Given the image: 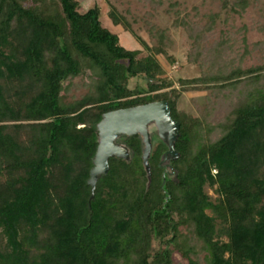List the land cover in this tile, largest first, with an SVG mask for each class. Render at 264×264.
<instances>
[{
    "label": "trees",
    "instance_id": "1",
    "mask_svg": "<svg viewBox=\"0 0 264 264\" xmlns=\"http://www.w3.org/2000/svg\"><path fill=\"white\" fill-rule=\"evenodd\" d=\"M139 1L153 47L108 12L142 46L128 50L98 5L82 13L80 0H0V264H181L176 254L188 264H264V64L244 69L247 51L236 58L230 38L210 43L219 14L198 24L176 12L187 61L201 69L180 83L210 92L199 115L178 110L181 91L158 59L174 60L170 31L154 23L164 0ZM250 4L237 0L232 12ZM137 78L147 87L131 88ZM160 101L180 124L174 174L160 167L161 139L149 179L142 137L124 136L130 159L111 158L92 193L103 115Z\"/></svg>",
    "mask_w": 264,
    "mask_h": 264
},
{
    "label": "rangeland",
    "instance_id": "2",
    "mask_svg": "<svg viewBox=\"0 0 264 264\" xmlns=\"http://www.w3.org/2000/svg\"><path fill=\"white\" fill-rule=\"evenodd\" d=\"M82 1V0H80ZM237 0H164L162 7L159 9L156 20L157 27L168 29L173 38V46L169 50V55L174 59L170 60L166 56H158L164 71L168 78L174 83V87L181 91V97L178 101V110L184 111L190 115H199V111L203 109L207 103V97L210 95L208 91H198L197 89L185 90L180 80L191 81L201 76V69L198 65H191L187 61L189 42L180 32L173 26L177 15L188 16L189 20L205 24L207 16L210 14H219L213 34L210 37V43H216L226 38H230L233 42V55L238 58L245 53L243 68L249 69L264 64V3L263 0L256 2L250 0L251 4L245 13L238 15L232 12L233 5ZM171 4H177L175 9H171ZM98 5L101 8L100 21L102 26L112 33L119 35L121 45L128 50H140L142 46L123 27L113 25L108 16V12L113 8L124 16L131 24L133 30L148 44L153 47L155 42L151 39L147 26L143 22V16L146 10L145 4L139 0H83L81 2L80 11L87 12L89 9ZM144 55L149 54L145 50ZM147 87V80L137 78L131 80V88L136 86ZM74 95L80 97L86 91L82 87V81L76 79L74 81ZM157 131L152 132L151 140L153 146L159 141ZM119 144H121L118 141ZM207 194L213 199L218 198L216 188L207 187ZM226 240V239H224ZM7 244L6 237L0 229V249H5ZM178 263L188 264L182 260L179 254L175 255Z\"/></svg>",
    "mask_w": 264,
    "mask_h": 264
},
{
    "label": "water",
    "instance_id": "3",
    "mask_svg": "<svg viewBox=\"0 0 264 264\" xmlns=\"http://www.w3.org/2000/svg\"><path fill=\"white\" fill-rule=\"evenodd\" d=\"M152 128L157 131L159 138L168 146L169 150L163 155L160 167H163L170 175L174 169L170 165L171 160L179 157L175 143L179 138L180 124L172 118V108L167 101L154 102L134 108L112 111L103 115L97 125L98 147L93 160V168L90 172L88 185L95 192L100 177L108 174L111 158L130 159L129 150L118 143L121 137L140 135L143 139V162L151 178L149 159L153 149L151 140Z\"/></svg>",
    "mask_w": 264,
    "mask_h": 264
},
{
    "label": "crops",
    "instance_id": "4",
    "mask_svg": "<svg viewBox=\"0 0 264 264\" xmlns=\"http://www.w3.org/2000/svg\"><path fill=\"white\" fill-rule=\"evenodd\" d=\"M82 1H83V0H82ZM82 1H81V2H82Z\"/></svg>",
    "mask_w": 264,
    "mask_h": 264
}]
</instances>
